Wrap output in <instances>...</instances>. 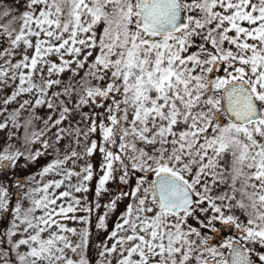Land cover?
I'll return each mask as SVG.
<instances>
[{"label": "snow or ice", "instance_id": "snow-or-ice-1", "mask_svg": "<svg viewBox=\"0 0 264 264\" xmlns=\"http://www.w3.org/2000/svg\"><path fill=\"white\" fill-rule=\"evenodd\" d=\"M0 264H264V0H0Z\"/></svg>", "mask_w": 264, "mask_h": 264}]
</instances>
